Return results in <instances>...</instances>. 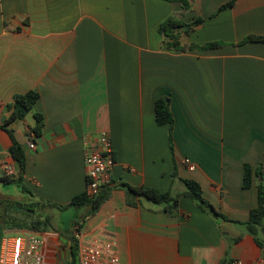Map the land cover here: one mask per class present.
I'll use <instances>...</instances> for the list:
<instances>
[{
	"label": "crops",
	"instance_id": "0c3cea01",
	"mask_svg": "<svg viewBox=\"0 0 264 264\" xmlns=\"http://www.w3.org/2000/svg\"><path fill=\"white\" fill-rule=\"evenodd\" d=\"M230 1L189 0L186 9L167 0H0V257L4 237L34 232L47 238L46 264H68L74 235L66 237L61 223L74 208L32 205L67 206L86 193L85 154L104 132L115 161L108 184L181 197L169 214L143 198L128 205L116 187L96 215L84 221L87 209H77L84 214L74 225L87 239L113 237L119 264H264V250L238 224L249 220L264 184V43L241 44L264 37V0L221 10ZM170 17L204 20L179 33L182 46H225L167 48L160 26ZM31 91L40 96L34 111L7 126L26 152L19 183L13 140L2 126L14 98ZM162 98L174 117L172 146L170 126L156 120ZM35 113L44 118L39 138ZM180 179L198 182L225 219L184 196ZM59 213L57 228L43 226ZM35 221L43 231L32 229Z\"/></svg>",
	"mask_w": 264,
	"mask_h": 264
},
{
	"label": "trees",
	"instance_id": "16d2710c",
	"mask_svg": "<svg viewBox=\"0 0 264 264\" xmlns=\"http://www.w3.org/2000/svg\"><path fill=\"white\" fill-rule=\"evenodd\" d=\"M170 2H180L184 5L186 9L190 8V2L189 0H167ZM237 0H231L229 3L224 5L222 9L232 7ZM204 22L203 19H198L195 22L191 24H185L182 21L177 20L174 17L168 18L165 22H163L160 26V33L163 34L168 40L169 43L166 44V47L169 49H175L180 51H186V50H212L217 49L219 47L225 46L224 43L217 42V43H209L204 46H198V45H190L188 47H184L179 42V33L183 31L185 34H190L193 32V30L201 25ZM246 43H264V37L263 36H249L244 39V41L241 44ZM39 94L35 91L28 92L23 95H17L14 98V102L11 106L8 107V109L11 111V115L8 118V120L5 122V124L2 126L7 132L11 135V138L13 140V145L10 149V154L13 157V159L17 162L19 169H20V180L23 179L25 168H26V152L24 148L21 146V144L15 139L13 135V130L8 129V125H12L18 121L24 120L29 113L34 111L35 106L37 102L39 101ZM155 111H156V120L159 125H169L171 129L170 139H171V146H172V140H173V126H174V117L171 112L170 108V99L169 98H162L159 99L156 102L155 105ZM34 118L36 120L35 126L32 128L33 133L36 135L37 138L42 136L43 129H44V118L41 114L35 113ZM175 172L173 177L176 179L178 178L177 172ZM260 171L257 172L258 177L261 176ZM184 185L187 188V192L184 194V196L192 199L202 210H205L209 212L210 214H213L216 217L224 218L225 217L220 214L214 207L211 205L204 197H203V191L200 184L194 180L190 179H180ZM253 182L252 179V169L250 166L246 165L245 167V178H244V188L248 189L251 187ZM120 187L124 189L127 193V204L130 206H136L138 203L139 198L146 199L149 202H152L157 205H161L164 207V211L173 214L178 211L179 209V200L180 195H173L170 191L163 193L155 188H149V187H134L127 183H111L103 185L100 189V192L95 197H89L86 193L81 194L77 197H75L72 202L67 206H62L58 204L53 203H38L32 206H43V207H49V208H55L59 210H63L66 208H86L87 209V217L83 219L84 221L96 215L100 208L103 206V204L109 200L111 192L114 188ZM259 190V198H258V206L253 209L250 213V218L247 222L238 224L243 225L247 232L251 234L254 238L257 244L264 250V241L261 239V235L264 234V184L262 182H259L258 185ZM51 221V218H48L45 221V224L43 226H46L47 223ZM75 224L79 225V222H75ZM42 223L35 221L34 225L32 226V229L35 231H43V227L41 226ZM80 227H82L80 225ZM72 246L70 250V257L68 264H80V254H79V244L75 237H72Z\"/></svg>",
	"mask_w": 264,
	"mask_h": 264
},
{
	"label": "built area",
	"instance_id": "2783aa9c",
	"mask_svg": "<svg viewBox=\"0 0 264 264\" xmlns=\"http://www.w3.org/2000/svg\"><path fill=\"white\" fill-rule=\"evenodd\" d=\"M31 150L36 149L30 144ZM88 185L86 194L95 197L103 185L109 183V173L115 164L112 141L107 133L99 136L98 147L85 154ZM190 170L196 169L189 164ZM12 174L11 168H6ZM74 237L79 244L80 264H119L116 241L113 237L87 239L78 226L74 227ZM46 236L34 232L4 237L0 264H46ZM226 264H243L234 260Z\"/></svg>",
	"mask_w": 264,
	"mask_h": 264
},
{
	"label": "rangeland",
	"instance_id": "374dc122",
	"mask_svg": "<svg viewBox=\"0 0 264 264\" xmlns=\"http://www.w3.org/2000/svg\"><path fill=\"white\" fill-rule=\"evenodd\" d=\"M52 211H54V210H52ZM83 214H84V211H78L75 208L73 210H68V211L64 212V216H63L62 223H61V230L64 232V235L66 237H71L74 234V226H75L74 222L79 221L80 217H82ZM52 216L54 218L53 225H52V222L50 221L46 225L47 229L51 226H53V228H57V225H59L58 219H59L60 213L57 214L56 216H54V215H52ZM49 230H53V229L49 228ZM51 239H49V240H51Z\"/></svg>",
	"mask_w": 264,
	"mask_h": 264
}]
</instances>
